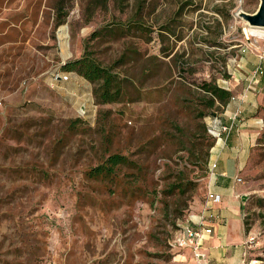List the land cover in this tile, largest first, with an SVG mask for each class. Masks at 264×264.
Instances as JSON below:
<instances>
[{
    "label": "rangeland",
    "instance_id": "374dc122",
    "mask_svg": "<svg viewBox=\"0 0 264 264\" xmlns=\"http://www.w3.org/2000/svg\"><path fill=\"white\" fill-rule=\"evenodd\" d=\"M259 3L0 0V264H191L176 240L205 203L208 127L222 113L200 84L232 87L245 54H264L238 15ZM165 23L174 31L160 37ZM85 52L120 61L122 99L98 102L95 83L64 69ZM113 153L128 163L91 177ZM240 177L264 264V125Z\"/></svg>",
    "mask_w": 264,
    "mask_h": 264
},
{
    "label": "crops",
    "instance_id": "0c3cea01",
    "mask_svg": "<svg viewBox=\"0 0 264 264\" xmlns=\"http://www.w3.org/2000/svg\"><path fill=\"white\" fill-rule=\"evenodd\" d=\"M245 55L241 62L245 74H240L234 86L229 87L234 96L220 114L221 123L230 125L232 129L229 134H223L226 141L220 138L211 154L212 164H215L212 188L222 194V201L213 205L210 211L216 217L210 222L213 232L203 239L204 260H197L191 249H186L192 258L191 264H245L252 259L245 244L248 235L243 219L250 191L237 177L241 176L251 148L262 133L264 69L255 74L261 57L250 53ZM257 89L260 91H253ZM197 214L191 216L194 222Z\"/></svg>",
    "mask_w": 264,
    "mask_h": 264
},
{
    "label": "trees",
    "instance_id": "16d2710c",
    "mask_svg": "<svg viewBox=\"0 0 264 264\" xmlns=\"http://www.w3.org/2000/svg\"><path fill=\"white\" fill-rule=\"evenodd\" d=\"M99 3L105 2V0H96ZM190 4V2L181 1L178 4V8L176 10V15L180 16L186 7V5ZM221 13V8L218 9ZM221 21L217 20V36L221 35ZM136 25L140 29L139 25L141 22H135ZM206 28L210 29V26H206ZM161 32L159 34L160 37L164 36V31L173 32L172 23H165L161 26ZM206 41H209L206 39ZM218 40L210 42L211 45H218ZM226 60V58H223ZM119 60L110 65H104L101 61H99L91 52H85L81 57L70 60L64 65V69L68 71H74L78 74L84 76L89 81L96 84L94 89V94L98 102L107 103L119 101L122 99L124 95V81L125 78L116 71V67L119 64ZM203 92L208 96V107H216L222 108V112L227 107L228 103L234 96L233 90L223 87L216 83L215 81H205L200 84ZM212 127H208L209 133L216 139V143L219 140V137L214 133V129H220L222 123L220 121V115H215L213 120ZM260 137V136H259ZM259 141V138L258 140ZM211 145H214L213 143ZM216 145V144H215ZM214 145V146H215ZM207 162L209 159V153L206 158ZM129 158L120 153L110 154L107 158L103 160L100 164L93 167L88 173L93 178L98 177H110L116 174V169L118 166L128 163ZM212 165V160L210 156L209 160V172ZM179 187V186H178ZM262 223L264 225V214L262 215ZM246 231H249V227H246Z\"/></svg>",
    "mask_w": 264,
    "mask_h": 264
},
{
    "label": "built area",
    "instance_id": "2783aa9c",
    "mask_svg": "<svg viewBox=\"0 0 264 264\" xmlns=\"http://www.w3.org/2000/svg\"><path fill=\"white\" fill-rule=\"evenodd\" d=\"M261 58L264 59V54L261 55ZM264 67L262 65H258V67L255 70V74L260 73L263 71ZM69 78L68 74H57L56 79L60 80H67ZM231 126L222 124L220 129H214V133L219 137V139H223L226 141V138H224L223 134L227 133L229 134L231 131ZM217 132H216V131ZM215 170V164L211 165L210 172H209V181L207 184L208 190L206 194V200L205 203L200 210V212L197 214V220L194 222L192 220V217L188 220V222L183 226L182 228V234L177 238L178 245L182 247L190 248L193 254V257L197 260H204L205 254L202 251V243L203 239L206 235L211 234L213 232V227L210 225V222L216 215L214 213H210L213 205L220 203L222 201V194L219 192H215L212 188V176L214 175ZM237 180L239 182H243L242 177H237ZM255 243V236L252 234H249L245 244L247 248L250 250L251 247ZM257 259L252 258L248 260L245 264H256Z\"/></svg>",
    "mask_w": 264,
    "mask_h": 264
},
{
    "label": "water",
    "instance_id": "95a60500",
    "mask_svg": "<svg viewBox=\"0 0 264 264\" xmlns=\"http://www.w3.org/2000/svg\"><path fill=\"white\" fill-rule=\"evenodd\" d=\"M238 15L242 17L249 26L264 28V0H260L259 6L255 12L249 13L241 11Z\"/></svg>",
    "mask_w": 264,
    "mask_h": 264
},
{
    "label": "bare ground",
    "instance_id": "6f19581e",
    "mask_svg": "<svg viewBox=\"0 0 264 264\" xmlns=\"http://www.w3.org/2000/svg\"><path fill=\"white\" fill-rule=\"evenodd\" d=\"M247 24V23H246ZM248 25V24H247ZM248 27L250 28V33L248 34V37H250L249 35L252 34V35H264V31L260 30L261 28L260 27H253V26H249ZM248 31V30H247Z\"/></svg>",
    "mask_w": 264,
    "mask_h": 264
}]
</instances>
